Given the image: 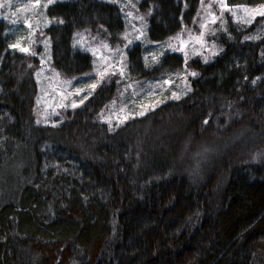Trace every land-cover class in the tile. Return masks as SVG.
<instances>
[{
  "label": "trees",
  "instance_id": "1",
  "mask_svg": "<svg viewBox=\"0 0 264 264\" xmlns=\"http://www.w3.org/2000/svg\"><path fill=\"white\" fill-rule=\"evenodd\" d=\"M229 5L264 0H226ZM148 37L189 25L200 0H142ZM47 29L52 66L91 67L71 45L74 30L119 36V7L102 0L57 2ZM227 21L219 53L193 58L189 91L117 125L98 119L110 82L55 125L34 117L37 61L9 48L0 20V264H264V34ZM131 77L177 71L176 52Z\"/></svg>",
  "mask_w": 264,
  "mask_h": 264
},
{
  "label": "rangeland",
  "instance_id": "2",
  "mask_svg": "<svg viewBox=\"0 0 264 264\" xmlns=\"http://www.w3.org/2000/svg\"><path fill=\"white\" fill-rule=\"evenodd\" d=\"M73 1L76 0H0V5H4L0 7V20L6 24L9 48L37 61L34 117L40 125L60 123L68 111L110 82L115 84V94L100 110L98 119L113 126L129 117L140 116L189 91V79L196 72L188 62L193 58L209 62L219 53L217 36L225 32L228 20L244 27L252 25L254 33L249 37L264 34V4L229 5L226 0H200L189 25H182L176 34L165 40L152 41L148 37L152 9H144L142 0H102L119 7L123 29L115 39H110L100 28L74 30L71 45L89 54L91 67L82 74L65 75L51 64L47 29L59 24L61 18L51 16L48 7ZM137 44L145 68H158L159 58L171 52L180 54L183 64L177 71L161 70L154 77L133 78L128 51Z\"/></svg>",
  "mask_w": 264,
  "mask_h": 264
},
{
  "label": "snow or ice",
  "instance_id": "3",
  "mask_svg": "<svg viewBox=\"0 0 264 264\" xmlns=\"http://www.w3.org/2000/svg\"><path fill=\"white\" fill-rule=\"evenodd\" d=\"M4 5H0V7H3ZM93 87H95V85H93Z\"/></svg>",
  "mask_w": 264,
  "mask_h": 264
}]
</instances>
